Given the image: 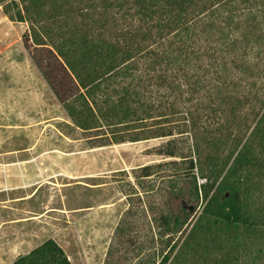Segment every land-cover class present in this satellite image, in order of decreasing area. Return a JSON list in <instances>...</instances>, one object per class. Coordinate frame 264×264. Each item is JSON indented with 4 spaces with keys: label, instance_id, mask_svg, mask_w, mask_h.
<instances>
[{
    "label": "trees",
    "instance_id": "1",
    "mask_svg": "<svg viewBox=\"0 0 264 264\" xmlns=\"http://www.w3.org/2000/svg\"><path fill=\"white\" fill-rule=\"evenodd\" d=\"M0 6L28 24L33 63L89 148L166 139L167 160L133 169L141 190H121L153 218L132 264H264V0ZM134 215L115 226L119 255ZM10 264L71 262L48 238Z\"/></svg>",
    "mask_w": 264,
    "mask_h": 264
},
{
    "label": "rangeland",
    "instance_id": "2",
    "mask_svg": "<svg viewBox=\"0 0 264 264\" xmlns=\"http://www.w3.org/2000/svg\"><path fill=\"white\" fill-rule=\"evenodd\" d=\"M27 33L28 24L9 20L0 6V264L48 238L71 264H103L106 257L132 264L135 248L151 243L153 218L146 222L121 190L128 191L127 182L141 190L133 169L167 160L155 154L166 139L89 148L33 63ZM127 208L135 230L122 245L127 254L119 255L120 246H110Z\"/></svg>",
    "mask_w": 264,
    "mask_h": 264
}]
</instances>
